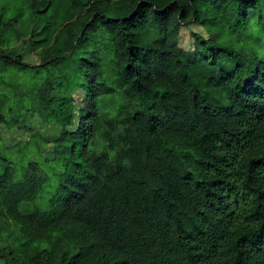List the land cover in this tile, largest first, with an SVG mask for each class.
Returning a JSON list of instances; mask_svg holds the SVG:
<instances>
[{"label": "trees", "instance_id": "16d2710c", "mask_svg": "<svg viewBox=\"0 0 264 264\" xmlns=\"http://www.w3.org/2000/svg\"><path fill=\"white\" fill-rule=\"evenodd\" d=\"M5 10L0 125L31 139L6 147L0 134V264H264V0ZM191 20L209 34L192 55L179 46ZM75 89L87 105L70 131ZM30 113L61 126L50 161H36Z\"/></svg>", "mask_w": 264, "mask_h": 264}, {"label": "rangeland", "instance_id": "374dc122", "mask_svg": "<svg viewBox=\"0 0 264 264\" xmlns=\"http://www.w3.org/2000/svg\"><path fill=\"white\" fill-rule=\"evenodd\" d=\"M21 4V0H0V11L1 7L6 6L5 15H11L14 13ZM54 11L57 13L58 10L56 7L53 8ZM1 13V12H0ZM27 17H24V24H28L30 20V12L28 11ZM50 16L45 19H50ZM248 34H252L257 36L256 30H248L246 31ZM246 33H244L245 35ZM196 35V36H195ZM198 35V36H197ZM215 35H218V33H215ZM242 36H231V35H224L220 38L221 43H232L234 48H242L244 50H255L259 48L260 42L258 39H252V38H246ZM209 36L208 31L196 23L195 21H189L186 25H183L180 28L179 32V46L180 48L184 49L190 55H192L196 49V43H197V37H201V39H207ZM202 41V40H201ZM20 55L24 59L25 62L35 65L40 63V58L36 53H34L31 49L30 43L20 44ZM79 88V87H78ZM74 96V117L72 120V123L67 127L68 130L73 131L78 128V121L80 117V109L86 107L87 105V99L85 95L83 94V90L81 89H75L73 92ZM108 99V98H107ZM102 107L105 110V113H107L108 116H111L112 112H114L111 107L113 105L112 99L108 100H102L100 101ZM26 126L28 128L35 129L41 136V138L45 141V144L40 145L36 148L37 157L36 161H40L41 159L44 160H52L53 158V141L59 137L61 134V126H59L55 122H49L45 123L43 122L40 117L35 113L28 114ZM0 134L3 144L6 147L14 146L16 143H26L29 142L31 139L30 133L27 131L25 127L22 128H11L8 129L4 125H0ZM20 208L22 211L26 212L31 209V206L22 203L20 205Z\"/></svg>", "mask_w": 264, "mask_h": 264}]
</instances>
